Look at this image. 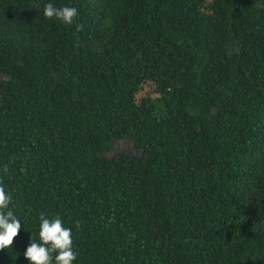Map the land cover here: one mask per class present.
I'll return each mask as SVG.
<instances>
[{"label":"trees","instance_id":"1","mask_svg":"<svg viewBox=\"0 0 264 264\" xmlns=\"http://www.w3.org/2000/svg\"><path fill=\"white\" fill-rule=\"evenodd\" d=\"M0 183V264H264V0H0Z\"/></svg>","mask_w":264,"mask_h":264},{"label":"clouds","instance_id":"2","mask_svg":"<svg viewBox=\"0 0 264 264\" xmlns=\"http://www.w3.org/2000/svg\"><path fill=\"white\" fill-rule=\"evenodd\" d=\"M46 19H57L71 25L78 15V10L71 6L56 7L47 3L43 7ZM76 30L82 25L76 24ZM8 172L7 166L3 169ZM12 197L0 183V249L10 248L21 228V221L9 209ZM29 264H73L77 257L73 249L72 230L65 227L59 216L48 218L44 213L39 215L38 240L30 238V243L23 252Z\"/></svg>","mask_w":264,"mask_h":264},{"label":"rangeland","instance_id":"3","mask_svg":"<svg viewBox=\"0 0 264 264\" xmlns=\"http://www.w3.org/2000/svg\"><path fill=\"white\" fill-rule=\"evenodd\" d=\"M120 146H121V148H123V149H126V150L129 149V145H128L127 143H123V144H121Z\"/></svg>","mask_w":264,"mask_h":264}]
</instances>
